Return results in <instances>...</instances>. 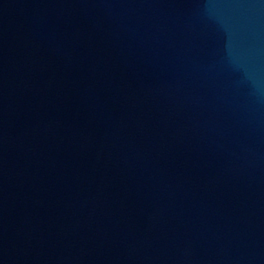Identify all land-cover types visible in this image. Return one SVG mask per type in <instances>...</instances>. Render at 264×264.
Segmentation results:
<instances>
[{
	"label": "water",
	"instance_id": "95a60500",
	"mask_svg": "<svg viewBox=\"0 0 264 264\" xmlns=\"http://www.w3.org/2000/svg\"><path fill=\"white\" fill-rule=\"evenodd\" d=\"M0 264H264V0H0Z\"/></svg>",
	"mask_w": 264,
	"mask_h": 264
}]
</instances>
